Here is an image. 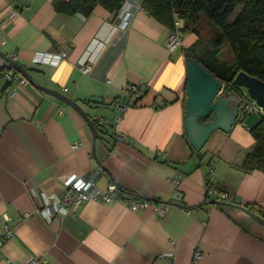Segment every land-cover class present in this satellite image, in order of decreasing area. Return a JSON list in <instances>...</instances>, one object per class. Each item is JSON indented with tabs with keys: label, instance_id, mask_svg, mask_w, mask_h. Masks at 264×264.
<instances>
[{
	"label": "crops",
	"instance_id": "0c3cea01",
	"mask_svg": "<svg viewBox=\"0 0 264 264\" xmlns=\"http://www.w3.org/2000/svg\"><path fill=\"white\" fill-rule=\"evenodd\" d=\"M140 7L125 0L118 11L97 5L89 15H67L53 0H0V51L38 85L103 119L95 142L101 168L84 119L29 82L9 84L5 73L13 69L0 57V264L28 257L39 264H264V225L206 198V188L217 186L264 214V169L244 168L262 113H240L228 133L215 131L194 151L185 128V51L197 37L187 33L170 50L169 28ZM128 85L140 91L134 105L108 103ZM81 97L107 105L89 107ZM93 172L100 191L114 184L126 199L175 204L158 202L167 206L160 215L151 206L132 211L121 201L90 199L61 217L38 213L42 194ZM4 223L13 229L8 239ZM195 249L202 254L196 262Z\"/></svg>",
	"mask_w": 264,
	"mask_h": 264
},
{
	"label": "trees",
	"instance_id": "16d2710c",
	"mask_svg": "<svg viewBox=\"0 0 264 264\" xmlns=\"http://www.w3.org/2000/svg\"><path fill=\"white\" fill-rule=\"evenodd\" d=\"M124 1L125 0H53V7L56 12L67 15H72L77 12L89 15L97 5L109 11H118L122 7ZM139 2L141 8L148 15L167 26L170 33L178 32L181 38L190 32L195 34L194 27L201 17L213 24L217 28L219 34L212 42V51L209 53L211 56L210 58H215L214 56L219 52L222 46L227 45L232 54L230 74L228 76H219L212 73V60H202L194 54L193 49L197 42L200 41L198 39L186 49L185 55L186 59L189 56L194 57L216 78L221 79V81L229 82L237 72L244 71L248 75L264 81V0H139ZM236 10L237 14L235 18L229 20ZM176 17L182 21V28L179 30H177L174 25ZM225 90L231 92L236 91L237 88L236 86L234 88L226 86ZM132 96L133 94H130V96L126 97L122 93L121 97H116L108 103L123 102L125 100L124 103L126 105H134L136 100L130 101ZM79 101L81 104L96 108L106 104L102 99L92 97H81ZM94 122L99 138V132H103L101 128L103 122L99 123L98 119L94 120ZM250 131L256 139V145L254 149L247 154L244 168L245 170H263L264 113L261 114V118L257 125L250 129ZM137 196L138 195L134 194V197ZM230 203L239 204L235 198L232 199ZM246 207L254 213L264 217V214L256 210L253 206Z\"/></svg>",
	"mask_w": 264,
	"mask_h": 264
},
{
	"label": "water",
	"instance_id": "95a60500",
	"mask_svg": "<svg viewBox=\"0 0 264 264\" xmlns=\"http://www.w3.org/2000/svg\"><path fill=\"white\" fill-rule=\"evenodd\" d=\"M0 57L6 61L10 68L27 79L30 84L69 105L84 119L91 132L95 160L98 166L103 168L95 154V142L98 138L95 122L88 116L80 104L61 91L38 85L31 77L29 71L13 57L5 55L1 51ZM186 62L185 128L188 143L194 151L199 152L215 131L223 133L230 131L240 116L241 93H246L264 113V81L252 77L244 71H239L232 79L238 91L229 92L225 90L226 84L224 81L219 80L208 72L194 57H187ZM176 196H178L177 192L172 198L177 199ZM142 198L154 200L157 203L175 204L159 201L151 197ZM209 203L236 207L250 218L264 225V217L254 213L245 205L217 200H211Z\"/></svg>",
	"mask_w": 264,
	"mask_h": 264
},
{
	"label": "built area",
	"instance_id": "2783aa9c",
	"mask_svg": "<svg viewBox=\"0 0 264 264\" xmlns=\"http://www.w3.org/2000/svg\"><path fill=\"white\" fill-rule=\"evenodd\" d=\"M141 10H143L140 7ZM175 28L177 30L182 28V21L179 18H175L174 21ZM181 44V37L178 32L169 33L167 37L166 45L170 50L179 47ZM66 52H62L61 55L65 56ZM80 69L82 73H87L89 71V66L85 61L80 63ZM6 80L11 85H26L28 84L27 79L17 74L14 70L5 73ZM226 86L230 88H234V84L231 81H224ZM238 91V89L236 90ZM140 93L139 89L135 85H128L123 90V94L128 97L130 94L138 95ZM242 103L240 106V113L254 112L257 114L263 113L261 108L256 105V103L249 98L246 93H241ZM119 118H116L114 121V126L119 121ZM99 123H102L103 120L101 118L98 119ZM76 144L73 143L72 148H75ZM160 154V153H159ZM212 172V171H211ZM96 172L89 174L87 177H77L76 175H71L64 181V188L59 193H51V194H42L43 203L38 210V213L45 217L46 219H50L52 217H61L64 213L71 209L76 208L81 203L88 201L90 199H102L105 202L110 201H121L129 209L132 211L137 208H146L151 206L155 213L163 215L167 209L166 205H159L154 200H148L142 197L139 198H124L122 197L114 184H109L106 191H100L95 186ZM206 198L217 200V201H225L230 202L234 197L229 195L228 193L222 191L217 186H210L206 188ZM250 204L248 207H252ZM27 216V215H26ZM3 231V239H8L13 235V229L7 223H4L2 226ZM2 239H0V244H2ZM166 255L162 254L160 257L164 258ZM202 256L199 249H195L193 253V260L196 262ZM40 260L35 257L26 258L22 264H39Z\"/></svg>",
	"mask_w": 264,
	"mask_h": 264
},
{
	"label": "rangeland",
	"instance_id": "374dc122",
	"mask_svg": "<svg viewBox=\"0 0 264 264\" xmlns=\"http://www.w3.org/2000/svg\"><path fill=\"white\" fill-rule=\"evenodd\" d=\"M236 14L237 10L233 13L229 20L234 19ZM194 31L197 37L196 39L200 40L193 49L194 54L202 60H212V73L219 76H228L231 72L232 66V54L228 46L223 45L213 59L210 58L211 56L209 54L212 51V42L219 34L217 28L201 17L195 25Z\"/></svg>",
	"mask_w": 264,
	"mask_h": 264
}]
</instances>
